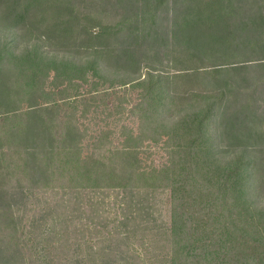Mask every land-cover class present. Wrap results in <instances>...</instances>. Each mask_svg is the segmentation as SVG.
<instances>
[{"label": "rangeland", "instance_id": "obj_1", "mask_svg": "<svg viewBox=\"0 0 264 264\" xmlns=\"http://www.w3.org/2000/svg\"><path fill=\"white\" fill-rule=\"evenodd\" d=\"M70 1L69 5L74 8L72 15L79 21L75 39L58 42L41 36L29 41L21 37L20 29L32 18L26 14L25 20L15 21L8 29L0 27V51L9 49L18 54L37 41L36 45L45 55L78 62L94 60L90 54L85 58L90 50L81 46L101 42L104 45L99 75L94 76L93 70L88 68L86 79L56 85L50 73L39 86L41 92L32 99L26 97V105L24 102L18 105V114L33 108L34 105H27L34 100L41 107L45 104L58 107L53 112L61 117L57 118L77 127L72 133L76 147L72 148L81 154L98 158L122 149L130 150L129 154L134 157L126 145L131 147L137 142L132 129L141 123L145 107L150 105L151 111L155 110L154 124L169 130L179 118L188 119L197 105L204 107L208 100L221 98V103L213 108L209 129L214 154L220 160L236 154L249 160L252 174L248 180V196L255 208H264V0L233 2L237 10L229 18L228 31L253 22L259 26H249L251 30L245 40L236 39L237 48L228 50L233 51L231 57L222 49L208 51L207 48L221 44H213L210 37L194 34L189 26H184L174 0L164 3L154 13L140 8L142 0ZM5 23L7 21L0 22L3 26ZM103 26L108 31L121 30L105 39L89 34L98 33ZM81 33L82 39L79 38ZM188 35H193L194 41L204 46L192 45L189 49L187 46L192 41L188 40ZM188 50L190 60H200V65L225 66L229 61L239 67L216 74L177 78L180 71L175 70L172 60H185ZM2 64L7 77L10 73L15 76L12 66ZM148 72L162 76L151 90H146L145 84H138ZM220 92H223L222 97ZM199 93L208 96H195ZM48 96L53 99L46 101ZM223 114L222 131L218 123ZM27 117V114L21 116L23 121ZM232 119H235V127H232ZM143 134L145 136L139 138L143 145L139 146L137 154L141 167L134 174L139 178L122 187L95 186L83 181L81 175L63 185L59 181L65 167L59 164L54 169L45 160V164L40 165L31 158V165L17 168L9 184L16 191L23 190L25 196L20 197L13 208L21 224H29L31 219L34 222L23 235L29 249L19 253L14 261L3 257L0 264H34L35 256L43 264H177L171 261L169 251V190L158 185L159 181H153L155 172L163 175L170 147H164V137L156 136L152 141L154 133ZM67 144H71L68 139ZM0 240L4 242L3 233ZM256 260L257 264H264V256L259 255Z\"/></svg>", "mask_w": 264, "mask_h": 264}, {"label": "trees", "instance_id": "obj_2", "mask_svg": "<svg viewBox=\"0 0 264 264\" xmlns=\"http://www.w3.org/2000/svg\"><path fill=\"white\" fill-rule=\"evenodd\" d=\"M69 2L71 3L70 0H0V22L7 21L5 26L0 24V27L8 29L15 21L25 20L26 14H29L32 18L20 29L18 35L21 37H27L29 41L41 36L58 42L75 39L79 33V21L72 15L74 8ZM167 2L169 0H142L140 8H147L146 12L154 13ZM175 2L177 4L174 7L179 10L178 17L183 19L184 26H189L194 34L210 37L213 44H221L215 48H207L208 51L218 52L222 49L228 57L233 52L228 50L237 48L236 39L245 40L251 30L248 27L259 26L257 22H253L228 31L229 18L237 10L233 2L241 4L240 0H174ZM119 30L121 29L108 31L103 26L98 33L89 34L105 39ZM224 30L226 31L223 33ZM82 35L83 33L80 39L83 38ZM188 37L192 41L187 46L189 49H192V45L204 46L196 43L193 35ZM32 43L18 54H13L9 49L0 51V235L3 233L4 236V242H0V260L6 257L14 261L19 253L29 249L24 243L23 235L34 222L31 219L29 224H21V218L13 208L19 198L25 196L23 190L16 191L9 184L15 177L17 168L31 165V158L35 164L40 165L45 164V160L54 169L59 164L65 167L60 181L56 180L63 185L81 175L83 181L92 182L95 186L122 187L132 182V179L139 178L134 176L141 167V159L137 154L143 141L139 138L145 136L143 133H154L152 141L164 137V147H170L171 152L163 165V175L155 172L156 179L153 180L159 181L161 184L158 185L169 190L168 236L171 261L177 264L179 261L182 264L192 261L201 264H257V257L264 256V208H255L248 196V180L252 174L249 160L237 154L220 160L214 154L209 129L214 115L213 108L221 103V98L212 96L214 99L205 102L204 107L197 105L188 119L179 118L169 130L154 124L157 119L155 110L151 111L148 105L141 114V123H137L132 129L137 142L131 147L126 145L127 149L131 148L134 157L129 154L130 150L122 149L98 158L85 156L72 148L76 147V141L72 143L75 140L72 133L77 127L58 119L61 117L53 113L58 107H50L49 104L41 107L34 100L27 105H34L33 108L21 112L27 114L26 121L22 120V114H18L17 107L21 102L27 104L26 97L32 99L34 94L41 92L39 86L44 84L43 79L50 73H53L56 85H62L63 81L74 83L75 79H86L88 68L93 70L94 76L99 75V59L103 56L101 47L104 44L95 42L89 46H81L90 50L85 58L90 54L94 60L76 62L49 57L36 45L37 41ZM223 44H226L225 47H222ZM190 53L189 50L185 53V60H172L175 70L180 71L177 78L202 73L216 74L239 67L229 61L224 63L225 66L200 65V60H190ZM2 63L12 66L15 76L9 72L7 77ZM161 80V75L148 72L138 84L146 85L144 88L151 90ZM219 95L222 97L223 92ZM195 96L202 98L208 95L199 93ZM49 99L53 97L48 96L46 101ZM53 104L56 102L53 101ZM220 118L218 129L222 130L225 115ZM231 124L232 127L236 126L235 119L231 120ZM222 131L219 132L221 137ZM66 139L71 144L66 145ZM258 224L261 225L257 228ZM33 258L34 264L42 263L38 257Z\"/></svg>", "mask_w": 264, "mask_h": 264}]
</instances>
